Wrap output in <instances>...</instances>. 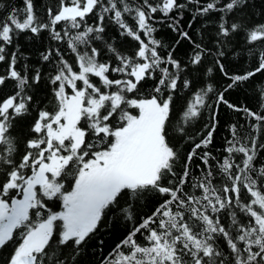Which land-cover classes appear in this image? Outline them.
I'll return each mask as SVG.
<instances>
[{
	"label": "snow or ice",
	"instance_id": "snow-or-ice-1",
	"mask_svg": "<svg viewBox=\"0 0 264 264\" xmlns=\"http://www.w3.org/2000/svg\"><path fill=\"white\" fill-rule=\"evenodd\" d=\"M186 5L194 6L197 16L220 14L214 38L220 50L214 64L230 83L216 95V103L243 112L248 120L247 135L241 134L238 125L230 126L231 139L222 161L209 151L199 156L207 169L191 185L199 195L185 188L197 150L213 143L217 114L205 125L206 135L187 153L178 175L179 156L169 136L171 119L177 114L174 94L181 88L191 90L193 82L182 78L187 66L172 51L166 57L160 55L152 23L158 12L172 20L168 27L194 45L190 64L199 71L210 49L182 30L178 18L169 16ZM247 6L248 0H140L138 4L58 0V8H48L47 22H43L34 0H24L22 20L14 8L0 21V62L9 60L7 75H0V87L9 79L16 82L14 93L0 100V250L13 246L0 264H73L75 254L111 212L124 211L131 219L122 201L149 191L166 198L116 246L110 264H264V164L257 168L255 163L264 150V113L240 108L225 98L229 89L264 73V50L258 65L244 74L229 75L221 61L224 45L235 35H245L249 45L264 44V23L250 25ZM90 17H95V24L88 23ZM106 22L136 42L131 55L105 40ZM62 23L63 31L57 30ZM44 30L50 31L53 40L67 41L75 64L60 56V67L50 77L56 86L52 90L56 108L36 110L29 127L34 135L21 154L12 130L32 111L34 95L27 89L39 85L41 73L23 76L15 67L17 53L9 56L5 46L12 44L14 31L39 34ZM96 41H104L119 63L101 62L102 49ZM52 58L51 51L42 56L44 61ZM112 73L120 78H110ZM93 78H98L99 86ZM149 80L155 81L151 92L137 97ZM212 91L208 85L192 92L183 109L184 123L210 107L207 100ZM214 167L224 178L222 187L214 181ZM69 175L72 181L66 187L63 181ZM141 230L146 231V245L135 239ZM220 239L227 251L218 243ZM124 246L128 253L121 250Z\"/></svg>",
	"mask_w": 264,
	"mask_h": 264
},
{
	"label": "trees",
	"instance_id": "trees-1",
	"mask_svg": "<svg viewBox=\"0 0 264 264\" xmlns=\"http://www.w3.org/2000/svg\"><path fill=\"white\" fill-rule=\"evenodd\" d=\"M130 3L138 4L140 0H129ZM153 3L156 0H152ZM181 3H186V0H180ZM224 0H221L223 3ZM35 11L41 21L47 22V9L58 8V0H34ZM18 11V19L24 18L23 8L24 0H0V21L6 20L7 16L12 14L13 9ZM246 19L250 25H257L264 23V0H248V6L245 9ZM219 13H212L209 16H197L194 6H187L183 11H174L170 13V17H176L180 20V27L186 30L193 37L195 42L206 45L210 52L205 54L203 67L198 71L190 64V59L194 51V45L188 40L180 39L176 32L168 27L171 19L165 18L162 13L154 14L155 19L152 21L156 31L153 33L155 39L160 41L158 52L162 57H166L169 51H172L175 58L186 65L183 79H190L193 82L191 90L181 88L174 94L176 115L172 117L169 125V136L172 137V144L178 153L179 159L176 161L175 170L178 175L182 174L184 163L186 162L187 153L192 150L194 145L206 135L208 129L206 124L212 123V114H217L216 131L214 132L213 143L207 149L197 150L199 155L194 159L191 165V176L185 191L194 192L199 195L198 189H193L191 185L201 177L202 172L207 169L202 164L199 156L203 155L204 151H209L212 156L221 160L226 155L224 149L227 140L231 139L230 126L236 124L242 135H247L245 129L248 128V120L243 112H236L228 109L226 105L216 103V95L227 88L230 83L225 76H223L218 67L214 64L217 58L216 52L219 46L215 43L216 28L218 26ZM196 16V19H192ZM128 22L134 24L131 17H128ZM95 17H90L89 24H95ZM106 34L105 40L111 43L124 55H131L137 47L135 41L131 38H126L119 35L120 29L111 22L105 23ZM63 23L57 27V30L63 31ZM142 35V34H141ZM143 38V35H142ZM146 39V38H145ZM180 40L177 44V40ZM147 42V41H146ZM3 42L0 41V44ZM96 46L102 49V55L98 57L101 62L118 64L114 59L115 54L109 52L105 46L104 41H96ZM10 56L12 52L17 53L16 70L23 76L31 77L37 70L41 73V80L39 85H31L27 91L34 95V103L32 111L27 118L18 120L14 127L13 135H15L20 143L19 150L22 154L26 141L31 134L29 127L36 116L38 108H45L48 111H54L56 102L53 95V88L56 87L50 83V77L55 75L59 65L60 56H63L70 64H75V54L67 47V41H56L51 38L50 31L44 30L39 34H33L30 31L19 32L14 31L13 42L5 46ZM59 49V55H56ZM225 56L221 58L222 63L229 75L244 74L249 70L254 69L258 65L259 53L264 50V44L257 42L255 45L246 43L245 35H235L230 38V42L226 43L222 49ZM51 51L53 58L51 61H44L43 54ZM9 60L0 62V75H7ZM198 68L200 66H197ZM208 68H212L211 73L207 72ZM159 75V73H157ZM110 78H120L118 74L112 73ZM98 84V78H93ZM145 86L137 93V97H143L151 92L155 81L149 80L144 82ZM15 81L8 80L5 86L0 87V100L11 95L16 90ZM211 85L213 91L208 94L207 103L210 107L202 109L199 117L184 123L182 120L183 109L187 101L191 98L192 92L207 88ZM114 90V89H113ZM264 73H258L255 77L240 82L237 86L225 92V98L240 108H249L250 110L264 113ZM70 92V89L68 90ZM131 98L132 94H128ZM182 127L183 132L177 131ZM261 142H264L262 140ZM238 160L240 157L238 156ZM214 166L215 160L210 161ZM256 167L264 164V150L258 153L256 160ZM199 165V167H197ZM216 173L214 181L217 187H222L224 178L219 173L218 168L213 169ZM72 181L71 175L67 176L63 181L66 187H70ZM164 183L167 185V178ZM166 197L158 193L149 191L141 195L137 199H129L127 202L122 201V207L127 208L131 215L128 219L125 212L115 210L111 212L99 225L98 229L91 234L87 242L75 254L73 264H110L116 257V246L134 229L142 223L143 219L152 215L155 209L163 203ZM51 203V202H50ZM56 210H59L56 208ZM242 215V214H241ZM225 224L230 223L227 215L224 216ZM146 231L141 230L137 233L135 239L137 243L146 245L145 240ZM18 239V236H17ZM218 243L225 251L226 245L222 239ZM123 252L128 253L130 249L127 246L122 247ZM13 251V246L10 244L7 248L0 250V260L9 256ZM70 252V249L68 250Z\"/></svg>",
	"mask_w": 264,
	"mask_h": 264
}]
</instances>
